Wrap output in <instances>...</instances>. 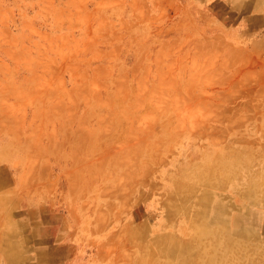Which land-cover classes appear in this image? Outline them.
Returning a JSON list of instances; mask_svg holds the SVG:
<instances>
[{
  "label": "rangeland",
  "instance_id": "obj_1",
  "mask_svg": "<svg viewBox=\"0 0 264 264\" xmlns=\"http://www.w3.org/2000/svg\"><path fill=\"white\" fill-rule=\"evenodd\" d=\"M259 3L0 0V264H264Z\"/></svg>",
  "mask_w": 264,
  "mask_h": 264
},
{
  "label": "bare ground",
  "instance_id": "obj_2",
  "mask_svg": "<svg viewBox=\"0 0 264 264\" xmlns=\"http://www.w3.org/2000/svg\"><path fill=\"white\" fill-rule=\"evenodd\" d=\"M257 186H258V185H257ZM244 212H245V211H244ZM214 217H216V218L218 217V218L222 219L221 216H218V215H214ZM223 219H224V218H223ZM238 219H239V218L237 217V220H238ZM232 221H233V219L230 221V217H229V224H231ZM235 222H236V220H235ZM229 226H230V229L233 228V227H232L233 225H229ZM234 226H235V224H234ZM206 228H207V227H205L204 229H206ZM250 228H251V227H250ZM250 228H249V229H250ZM253 229H254V228H253ZM241 231H242V229H241ZM227 232H228V231H227ZM233 232H234V231H233ZM236 232H237V231H236ZM252 234H253V232H252ZM256 234H257V233H256ZM236 235H237V234H236ZM242 236H243V235H242ZM235 253H236V252H235ZM212 264H213V263H212ZM214 264H215V263H214ZM250 264H252V263H250Z\"/></svg>",
  "mask_w": 264,
  "mask_h": 264
},
{
  "label": "crops",
  "instance_id": "obj_3",
  "mask_svg": "<svg viewBox=\"0 0 264 264\" xmlns=\"http://www.w3.org/2000/svg\"><path fill=\"white\" fill-rule=\"evenodd\" d=\"M237 1V0H236ZM259 4L260 5H264V0H259ZM255 4H258V3H256V1H255ZM263 5L261 6V9H254L255 10V12H259V11H261L264 7H263ZM262 20H263V22H264V15H263V18H262Z\"/></svg>",
  "mask_w": 264,
  "mask_h": 264
}]
</instances>
